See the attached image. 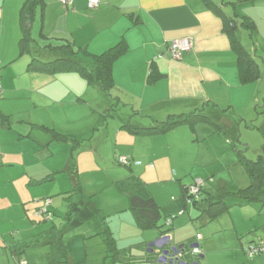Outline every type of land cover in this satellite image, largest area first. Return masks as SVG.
<instances>
[{"label": "rangeland", "instance_id": "obj_1", "mask_svg": "<svg viewBox=\"0 0 264 264\" xmlns=\"http://www.w3.org/2000/svg\"><path fill=\"white\" fill-rule=\"evenodd\" d=\"M15 1L7 0V3L15 5ZM214 2L219 5L221 1ZM237 5L239 8L243 4ZM222 10L231 15L229 6ZM4 26V31L7 29L9 34L15 32L19 35L18 13L8 12ZM4 31L3 35L0 31V62L11 57V54L18 56V41L11 51L10 45L7 46L8 38ZM237 35L246 49L252 47L255 49L258 59L259 55L264 56V44L261 40L257 39V43L254 41L253 44L247 30L240 26ZM32 50L33 55L44 61H50L54 56L51 52L39 50L37 47L32 46ZM30 58L19 57L11 68H7L5 82L2 83L0 79V120L2 116H6L9 121V125H0V143L3 144V153H0V245L14 242L18 252L19 247H22L21 243L27 242L25 253L17 255L20 260L28 256L34 261L33 264H46L45 259L40 260L39 257L42 249L48 251L44 239L40 237L43 230L39 231V227L46 230L51 225L49 221L40 225L32 224L26 221L27 219L26 223L18 222L13 225L15 222L11 219L17 213V208L13 206L14 199L19 188L29 178L39 180L49 175L54 176L51 181L28 188L27 191L37 192L36 194L43 190L51 192L48 197L53 202L55 200L61 203L56 204V207L52 205L51 212L54 211L56 214L52 220L62 230V240L70 252L72 264H102L105 250L101 238L94 236V222L69 228L62 219L68 204L78 198L75 195L69 196L68 193L72 189L70 176L73 165L78 173L80 196L91 208L102 212L109 227L112 224L116 230L121 229V235L118 237L117 231L115 238L119 246L125 247L129 242L126 235L131 234L135 226L128 221L121 223L114 214L117 208H128L127 197L117 189L118 181L130 174L138 176L151 187L159 204H164L165 200L176 196L179 184L187 186L193 182H202V198L218 191L235 193L238 189L248 186V178L242 166L236 163V154L232 146L237 151H244L249 160H256L259 154L264 156L262 149L264 104L262 101L257 103L255 114L258 115V119H255L254 103L251 102V99L254 100V93L249 91V88H232L235 95L232 100L236 106L222 113L210 106L205 108L201 106L192 112L191 107L185 105L182 107L186 111L185 115L192 117L195 122L193 128L181 126L177 130L180 136L171 141L167 138L166 141L162 135L154 138L135 136L121 126L126 123L149 126L154 122L166 121L167 115H159L154 119L143 117L135 113L136 107L131 111L130 107L123 106L122 102L117 103L114 91L106 95L97 86L87 85L78 74H68L72 75L68 83L59 80L33 91L34 80L30 81L26 72ZM259 65L261 68L264 67L261 63ZM4 68L5 66H0V74ZM6 83V86L10 84V88L14 89L5 93ZM29 88H32V91ZM253 89L255 92L258 88ZM261 92L259 90V94ZM44 95L50 96L53 101L44 100ZM221 95L222 93L218 94L216 98L223 102ZM240 112L251 119L234 117ZM223 115H226L227 119H221ZM205 116L209 119H201ZM51 129L70 136L69 141L54 140ZM167 145L173 157L166 153ZM19 152H23L24 155L21 160L19 157L7 155ZM126 156L133 157L130 158L131 171L126 166L118 164V159ZM157 187L162 190H157ZM20 192L21 197H28L23 188ZM5 197H8V200ZM36 200L30 199L25 206L32 207V202ZM39 202L42 203V200ZM226 203L229 206L228 212L204 226L192 221L198 211L188 205L182 216L188 227L185 231L193 239L195 233L204 236L206 245L212 250L215 248L214 251L223 250L213 252L214 255L210 259L213 264H241L240 257L234 258L238 256L237 252L226 250L232 245L237 244V247L240 245L234 232L235 228L238 233L244 235L241 236L244 245L252 240V235L255 238L264 237V228L256 226L262 224L264 220V214L256 215L262 204L243 203L234 194L226 196ZM18 209H22V206ZM179 219L181 216L174 221ZM85 247L88 251L87 260ZM12 250L13 247L6 250V256L11 262ZM132 254L137 253L132 250ZM242 257L245 264H256L261 258L264 260V254L250 259L243 252ZM14 262L16 264L15 260Z\"/></svg>", "mask_w": 264, "mask_h": 264}, {"label": "crops", "instance_id": "obj_2", "mask_svg": "<svg viewBox=\"0 0 264 264\" xmlns=\"http://www.w3.org/2000/svg\"><path fill=\"white\" fill-rule=\"evenodd\" d=\"M86 1L87 0H73V7L66 10L60 6L57 0H41L42 5H37L35 7L33 17L29 23L31 36H33L32 38L35 37L31 44V54L22 56L21 58L27 57L29 59L30 57H35V55H33L32 46L41 50L39 46L45 42L46 38L59 40L68 39L74 46L86 47L92 54H101L117 44L121 39H124L128 49L126 54L113 65V91L116 93L120 101L119 103L122 102L123 106L130 107L131 111L136 107L137 112L135 113L151 119L157 118L159 115H185L186 111L182 108L185 107V105L190 106V111L192 112L196 111L201 106L204 108L210 106L218 109L222 113L236 106L232 100L233 96L235 97L232 93L233 89L249 88V91L251 90L252 93H254V100L251 99V102L254 103V117L258 119V115L255 114L257 103L262 101L264 104V67H259L261 73L259 81L250 85H241L239 83L236 57L230 50L229 41L222 31L221 19L214 12L206 9L200 0H100L101 4L96 10L87 9ZM212 1L214 2V0ZM220 1V6L216 5L221 10L226 6H229L231 9V15L223 12L226 16L231 17L237 15L250 18L256 26V31L249 35V39L253 42L255 41V43H257V39H259L264 44V0H256L253 4L236 3L237 0H229L227 2L225 0ZM22 2L23 0H16L14 2L15 5H10L9 2L7 3V0L0 1V31L2 35L5 29L4 23L7 13H18L19 16ZM237 4L243 5L238 8ZM237 12L239 14H237ZM4 32H6L8 38L7 46L10 45L9 48L12 51V47H15L16 41L19 40L20 32L19 35L15 32L12 35L9 34L7 29ZM41 35H43L45 39L42 38ZM183 38L190 40L192 45L191 51L185 54L181 60H175L169 53L168 45L174 40ZM10 56L11 57L6 60L2 59V62H0V66H5L0 74L2 83L5 82V72L7 68H11L13 63L19 58L14 54ZM261 57L264 58V56ZM152 63L155 64L160 78L154 84H149L147 83V76L151 70L150 66ZM26 72L29 76V80H34L33 91L59 80L68 83V80L72 78L70 77L72 75L68 74L51 76L38 71ZM224 83L226 85H224ZM6 85L7 83L4 86L5 93L14 89V87L10 88V84L8 86ZM261 87L263 90L262 92ZM253 88L258 89L254 92ZM29 89L32 91V88ZM259 90L261 92L260 94ZM220 93H222L223 102L216 98ZM43 99L50 102L53 101L48 95H44ZM224 107H226V109ZM222 117L221 119H227L226 115ZM234 117L251 119L243 112H240L238 115L235 114ZM229 119H231V117ZM177 130L178 128L162 136L166 138V141H168L167 138L171 141L173 138L180 136V134H177ZM184 136L183 134V137ZM2 145L3 144L0 143V153H3ZM165 151L168 155L173 157L168 145ZM7 155L19 157L20 160L24 156L23 152ZM2 156L5 157L6 155L2 154ZM126 157L129 158L128 156ZM130 158L133 159V157ZM37 179L38 178H29L28 181H26L25 184L23 183L19 188V191H17L13 205L17 208V213L13 216V219H11L15 222L13 225L18 222L26 223V221L32 224L38 223L39 225L45 223V221L34 223L33 212L35 208L38 207L37 205L40 204L38 201L51 195V192L43 190L40 194H36L37 192L29 193V191H27L28 188L41 186L45 183L37 184V181L45 178ZM21 188L24 189V193L27 194L28 197L20 196V194H22L20 192ZM157 190H162V188L157 187ZM153 197L155 198L154 194ZM175 197L176 196H171L168 200L164 201V204L172 201ZM5 198L8 200V197ZM32 198L37 199L32 202V207L25 206ZM56 204L61 205V203H57L55 200L53 202L52 200L50 210L53 209L52 205L56 207ZM20 206H22V209H18ZM263 208L264 205L262 204L261 208L257 211V216H262V214H264L262 213ZM117 209L118 210L114 211V214L120 219L119 221H121V223L128 221L134 224L133 215L128 208L123 207ZM182 216L183 215H181V219L172 221V228H174L169 234L165 235L170 238V246L179 247L182 246L183 243H188L190 239H193V237L185 231V228L188 227ZM256 226L264 228V220L262 224L259 223L256 224ZM257 227H254V229H257ZM49 228L44 230L45 228L39 227V231L43 230L40 237L44 239V245L48 247V251H44V249L41 250L39 257L40 260L45 259L46 264H48L46 256L50 252V247L47 244L45 232ZM110 229L115 237L117 231L118 237L121 235V229L116 230L112 224H110ZM131 232V234L126 235L129 239L127 246H119L117 242V247L124 250L131 248V256L136 259L145 256V253L150 254L152 251H149L150 248L147 244L159 238L157 231H140L135 227ZM234 232L238 236L240 245L238 247L237 244L235 246L232 245L231 248L226 251L237 252L238 256H234V258L240 257L242 259L241 264H245L244 258L242 257L244 249L250 243L263 241L264 237L261 238L262 236H256L255 238L252 235V240L244 245L241 238V236L244 235L238 233L236 228ZM196 235L200 234L195 233L194 237ZM200 236L198 244L203 256L200 258L202 261H199V264H213L210 262L212 255H214L213 252L223 250L214 251L216 248L212 250L206 245L204 236ZM12 247L14 250L10 251V255L12 256L13 263L6 256V250ZM15 248L16 244L14 242L0 245V264H15L14 260L16 264L34 263L28 256H24V258L20 260L17 257V255L19 256L20 254ZM132 250L137 254H132ZM159 250L161 249L154 248L155 254H158L160 252ZM84 252L87 260L88 251L86 247L84 248ZM23 253H25L24 250ZM133 264L169 263L144 261ZM256 264H264V260L261 258Z\"/></svg>", "mask_w": 264, "mask_h": 264}, {"label": "trees", "instance_id": "obj_3", "mask_svg": "<svg viewBox=\"0 0 264 264\" xmlns=\"http://www.w3.org/2000/svg\"><path fill=\"white\" fill-rule=\"evenodd\" d=\"M97 1L98 4L96 6L89 7V0H87V9L96 10L101 4L100 0ZM200 1L206 9L214 12L221 19L222 31L229 41L230 50L236 57L239 83L241 85H248L259 81L261 78L259 64L261 63L264 65V58L259 55L258 59L253 47L249 50L246 49L237 35L238 26L243 27L247 30L249 35H251L254 31H256L254 22L245 16H226L212 0ZM57 2L66 10L71 9L74 5L73 0H71V3L68 5H63L58 0ZM255 2L256 0L236 1V3L249 4H253ZM37 5H42L41 0H23L22 2L18 16L20 32L18 40V57L31 54V44L34 40L31 36L29 23ZM41 36L45 39L43 35ZM175 41L176 40L172 41L168 45L170 55L171 45ZM252 43L254 44L253 41ZM39 48L42 51L51 52L54 55L52 60L44 61L37 56L31 57V61L28 63L26 71H38L51 76L58 74H78L80 78L87 83V85H95L106 95H109L114 89L112 72L113 65L117 60L126 54L128 46L126 41L121 39L117 44L105 52L101 54H92L86 47H76L68 39L59 40L46 38L45 42H43ZM190 51L181 53L177 60H181L183 56ZM150 69L149 75L147 76V83L154 84L160 78V75L158 74L154 63L151 64ZM114 99L117 103L120 102L117 96ZM201 119L209 118L205 116ZM194 123V120L189 115H171L168 116L166 121L154 122L149 126H134L126 123L123 124L121 128L129 134L135 136L154 137L164 135L185 125L193 128ZM0 125H9V121L6 116H2ZM51 131L53 133L54 140L69 141L70 136L59 134L54 129H51ZM232 148L236 154V163L242 166L248 178V186L243 189H238L235 193L218 191L214 194H207L206 197L202 198V182H193L187 186L179 184V192L176 194V197L166 204H159L156 198L153 197L151 187L144 183L138 176L130 174L126 178L118 181L117 189L127 197L128 210L133 215L135 227L140 231L156 230L159 237L165 236L172 231V221L176 217L183 215L188 205H191L192 208L198 211V214L192 219V221L201 223V225L204 226L222 214L228 212L229 206L226 203V196L229 194L236 195V198L241 200L243 203H261L264 205V156L259 154L257 159L253 161L246 158L244 151H237L233 146ZM262 149L264 152V145ZM122 158L126 159L127 164H123L120 161ZM118 164L126 166L130 170L129 158H119ZM71 170L70 179L72 189L68 193L69 196L75 195L78 198L68 204L62 219L64 224L69 228H77L91 221L94 222V236H99L105 247V255L103 257L102 264H133L144 261L169 264H199V260L203 254L198 244L200 239L196 238L198 235L195 236V240L190 239L188 243H183L182 248L179 249L177 253L171 251V247L173 246H170V243L168 246H163L161 250H159L160 252L158 254H155V247H153L150 249L152 250L150 254H146L138 259L131 256V248L125 250L119 249L117 247V240L106 221V217L100 210L91 208L80 196L78 173L74 165ZM53 178L54 176L50 175L49 177L37 181L36 183L42 184L46 181H51ZM191 187H196L198 189L195 195L189 194ZM64 199H67V197H64ZM41 200L42 203H40V206L36 207L33 212V221L34 223L39 221H49L51 224L50 228L45 232V238L47 239V244L50 247V252L46 256L48 264H72L69 257L70 252L61 238L62 230L58 228L52 220V217L56 215L54 211L51 212L50 210L52 200L50 197H46ZM21 246L22 247H19V254L23 253L24 248L27 247L28 244L27 242H22ZM251 246L258 247L252 255L248 254V248ZM259 246H261V248H259ZM174 247L177 248V246ZM195 248L199 250V253L192 252ZM166 249H168V252L164 253ZM244 254L250 259L264 254L263 241L250 243L244 249Z\"/></svg>", "mask_w": 264, "mask_h": 264}, {"label": "built area", "instance_id": "obj_4", "mask_svg": "<svg viewBox=\"0 0 264 264\" xmlns=\"http://www.w3.org/2000/svg\"><path fill=\"white\" fill-rule=\"evenodd\" d=\"M60 3H62L63 5H68L71 3V0H58ZM98 4V1L97 0H89V7H94ZM192 48V45H191V42L189 39L187 38H183V39H180V40H176L175 42H173V44L171 45V56L173 59L177 60L181 53L183 52H187V51H190ZM120 161L123 163V164H127L126 162V159L125 158H122L120 159ZM198 183V182H197ZM198 189L196 187H191L190 190H189V194H193L195 195L197 193ZM197 239H200V236H196ZM258 247H249L248 248V254L252 255L256 250H257ZM259 248H261V246H259ZM193 253H199V250L197 248L193 249L192 251Z\"/></svg>", "mask_w": 264, "mask_h": 264}, {"label": "water", "instance_id": "obj_5", "mask_svg": "<svg viewBox=\"0 0 264 264\" xmlns=\"http://www.w3.org/2000/svg\"><path fill=\"white\" fill-rule=\"evenodd\" d=\"M169 240H170V238L168 236H162V237H159V238L155 239L152 243H150L148 245V247L150 249L153 248V247H155L157 249H161L163 246H168ZM191 247H193V246H191ZM181 248H182V246H179L177 248L176 247H171V251L177 253V251L179 249H181ZM149 251L151 252L152 250H149ZM167 252H168V249H166L164 251V253H167ZM194 264H196V263H194Z\"/></svg>", "mask_w": 264, "mask_h": 264}]
</instances>
